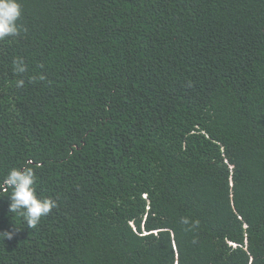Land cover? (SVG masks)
Instances as JSON below:
<instances>
[{
  "label": "trees",
  "instance_id": "16d2710c",
  "mask_svg": "<svg viewBox=\"0 0 264 264\" xmlns=\"http://www.w3.org/2000/svg\"><path fill=\"white\" fill-rule=\"evenodd\" d=\"M19 3L0 182L57 207L30 229L0 189V264H264V0Z\"/></svg>",
  "mask_w": 264,
  "mask_h": 264
},
{
  "label": "clouds",
  "instance_id": "9594fccd",
  "mask_svg": "<svg viewBox=\"0 0 264 264\" xmlns=\"http://www.w3.org/2000/svg\"><path fill=\"white\" fill-rule=\"evenodd\" d=\"M22 14L19 0H0V40L18 37L21 34V26L18 21ZM15 65L14 70L17 73H23L26 70L21 61H16ZM23 85V79L17 81L18 87ZM35 182L34 170L27 165L10 169L3 181L0 182V189L9 199V213L19 217L30 229L35 228L44 216L50 214L52 209L57 207L54 199L41 198L37 194ZM184 222L187 223V220ZM18 231V229L2 231L0 239L12 240ZM230 245L236 247L234 243H230Z\"/></svg>",
  "mask_w": 264,
  "mask_h": 264
}]
</instances>
